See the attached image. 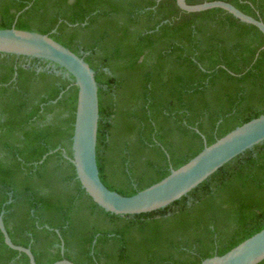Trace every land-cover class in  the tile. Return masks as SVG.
Segmentation results:
<instances>
[{"label":"trees","instance_id":"16d2710c","mask_svg":"<svg viewBox=\"0 0 264 264\" xmlns=\"http://www.w3.org/2000/svg\"><path fill=\"white\" fill-rule=\"evenodd\" d=\"M225 1L264 20V0ZM13 25L49 33L96 70L100 175L123 195L264 113V34L225 9L0 0V28ZM37 60L0 53V212L37 264H201L264 228V142L164 208L121 215L99 206L64 153L73 154L78 86ZM29 263L0 230V264Z\"/></svg>","mask_w":264,"mask_h":264},{"label":"water","instance_id":"95a60500","mask_svg":"<svg viewBox=\"0 0 264 264\" xmlns=\"http://www.w3.org/2000/svg\"><path fill=\"white\" fill-rule=\"evenodd\" d=\"M160 1V0H159ZM179 7L188 12H199L222 8L240 20L257 26L264 34V20L248 14L235 4L225 0H210L189 3L177 0ZM0 53L25 56L47 61L57 73L63 67L65 75H72L78 86L72 157L65 153L75 166L77 178L92 199L106 211L133 215L164 208L181 197L188 195L222 166L256 145L264 142V113L235 127L212 144L204 148L189 161L161 180L133 195H123L110 189L102 180L97 159L98 130L100 120L99 83L96 70L85 59L68 46L53 38L49 33L17 28H0ZM39 67L38 70H41ZM200 132L199 129H197ZM201 133V132H200ZM204 137V134L201 133ZM4 210L0 212V230L5 243L12 249L24 252L29 264H37L32 249L16 244L6 227ZM59 232V230H57ZM64 250V240H62ZM264 260V228L240 242L222 255L203 259L201 264H259ZM52 264H77L67 258Z\"/></svg>","mask_w":264,"mask_h":264},{"label":"flooded vegetation","instance_id":"af4514ba","mask_svg":"<svg viewBox=\"0 0 264 264\" xmlns=\"http://www.w3.org/2000/svg\"><path fill=\"white\" fill-rule=\"evenodd\" d=\"M18 58H20V57H18ZM32 59H33V58H29V57H25V56H24V60H25V62H26V65H29V66L32 65ZM42 61H43V60H39V59H38V60L34 63L35 65H37V68L41 67V66H39V64H40Z\"/></svg>","mask_w":264,"mask_h":264}]
</instances>
